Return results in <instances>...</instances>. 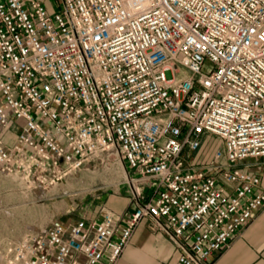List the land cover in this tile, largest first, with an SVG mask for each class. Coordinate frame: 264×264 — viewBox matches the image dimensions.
I'll list each match as a JSON object with an SVG mask.
<instances>
[{
  "label": "built area",
  "instance_id": "obj_1",
  "mask_svg": "<svg viewBox=\"0 0 264 264\" xmlns=\"http://www.w3.org/2000/svg\"><path fill=\"white\" fill-rule=\"evenodd\" d=\"M60 1L0 0V172L35 189L121 165L136 201L3 240L0 264H116L144 219L211 264L264 206L238 165L264 159V0Z\"/></svg>",
  "mask_w": 264,
  "mask_h": 264
},
{
  "label": "rangeland",
  "instance_id": "obj_2",
  "mask_svg": "<svg viewBox=\"0 0 264 264\" xmlns=\"http://www.w3.org/2000/svg\"><path fill=\"white\" fill-rule=\"evenodd\" d=\"M60 2L47 0L49 5L56 4L59 12L62 6ZM14 130L18 131L16 127ZM219 144L221 140L215 135L205 138L195 157L197 163H211L213 151ZM221 162L225 163V160ZM124 175L121 165L100 164L95 172L82 171L57 186L43 185L35 189L19 182L16 176L6 175V190L2 189L0 193V242H17L26 233L45 228L73 213L101 210L103 207L99 203L103 189L123 186L119 182H123L121 176Z\"/></svg>",
  "mask_w": 264,
  "mask_h": 264
},
{
  "label": "crops",
  "instance_id": "obj_3",
  "mask_svg": "<svg viewBox=\"0 0 264 264\" xmlns=\"http://www.w3.org/2000/svg\"><path fill=\"white\" fill-rule=\"evenodd\" d=\"M43 1L47 8L52 10L53 5H49L47 0ZM15 138L14 132L7 131L3 134V139L8 144H13ZM238 165L260 177L259 190L264 192V159L243 160ZM5 176L0 172V193L2 189L6 190ZM109 188L111 187L103 189L100 207H107L118 213L130 210L136 198L127 186ZM101 210L88 209L84 213H73L55 222L70 223L79 218L97 221L101 217ZM254 216L243 232L231 240L228 247L217 251L209 259L211 264H264V206ZM132 235L126 250L116 264H179L177 262L179 248L163 230L154 227L153 221L144 219Z\"/></svg>",
  "mask_w": 264,
  "mask_h": 264
},
{
  "label": "bare ground",
  "instance_id": "obj_4",
  "mask_svg": "<svg viewBox=\"0 0 264 264\" xmlns=\"http://www.w3.org/2000/svg\"><path fill=\"white\" fill-rule=\"evenodd\" d=\"M124 177H125V175H124Z\"/></svg>",
  "mask_w": 264,
  "mask_h": 264
}]
</instances>
